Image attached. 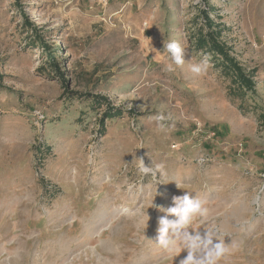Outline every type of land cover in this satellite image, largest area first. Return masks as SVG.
<instances>
[{"label": "rangeland", "instance_id": "obj_1", "mask_svg": "<svg viewBox=\"0 0 264 264\" xmlns=\"http://www.w3.org/2000/svg\"><path fill=\"white\" fill-rule=\"evenodd\" d=\"M208 4L236 59L258 70L264 102V0H0V264H179L186 250L166 258L156 243L164 210L186 192L210 210L193 227L214 224L237 245L218 264H264V129L253 98L241 110L193 50ZM172 41L184 63L168 71ZM91 96L125 113L102 125L106 107ZM139 158L165 175L141 173Z\"/></svg>", "mask_w": 264, "mask_h": 264}, {"label": "trees", "instance_id": "obj_2", "mask_svg": "<svg viewBox=\"0 0 264 264\" xmlns=\"http://www.w3.org/2000/svg\"><path fill=\"white\" fill-rule=\"evenodd\" d=\"M18 3V0H16ZM206 4V3H205ZM24 19V25L31 31L30 40L37 44L39 48L46 53L51 62L54 74L59 78L61 84L67 88L68 80L65 73L57 62L56 54L50 51L51 46L47 43L44 35L35 27L28 19L26 14L20 10ZM215 16V17H213ZM198 22L193 33L191 34V42L193 50L196 53L205 55V57L213 63V66L221 72L228 80V94L233 100L240 101L239 107L244 109V101L247 96H251L252 106L250 107L257 113L258 122L264 129V102L256 98L257 95V69L247 70L236 59L232 53L230 46L223 40V32L225 24L220 20L217 7L210 4L205 8H199L196 16ZM3 78L0 74V80ZM78 98H82L83 94L73 91H67ZM94 104L97 106H105V112L100 119V123L104 125L106 119H115L122 116L125 111L120 107H113L107 97L91 96Z\"/></svg>", "mask_w": 264, "mask_h": 264}, {"label": "clouds", "instance_id": "obj_3", "mask_svg": "<svg viewBox=\"0 0 264 264\" xmlns=\"http://www.w3.org/2000/svg\"><path fill=\"white\" fill-rule=\"evenodd\" d=\"M163 50L171 58V62L167 65L168 71L174 70L173 64L183 65L184 53L178 42L172 41L164 44ZM191 71L199 75L205 71V67L201 64H194L191 66ZM154 119L159 124L165 117L157 114ZM140 161L139 171L141 173L165 175L163 163L155 164L154 167L152 164L149 167L145 166L142 159ZM205 204L206 202L198 196L193 198L191 192L173 197L174 206L164 210L166 215L159 220L156 243L167 254L166 258H176L186 250L187 256L181 259L179 264H218L222 257L237 247L234 241L226 244L225 241L220 240L217 236L218 229L214 224L205 226L203 234L200 229L193 227L196 217H199L202 223L208 220L210 210ZM169 215L175 216L176 219H169ZM177 253L180 254L177 255Z\"/></svg>", "mask_w": 264, "mask_h": 264}]
</instances>
